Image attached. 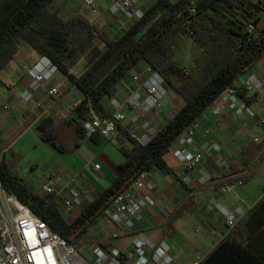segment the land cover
I'll return each instance as SVG.
<instances>
[{
	"label": "trees",
	"instance_id": "trees-1",
	"mask_svg": "<svg viewBox=\"0 0 264 264\" xmlns=\"http://www.w3.org/2000/svg\"><path fill=\"white\" fill-rule=\"evenodd\" d=\"M52 2L0 0V72L29 44L49 58L83 93L78 113L90 119L92 110L106 115L103 100L114 96L122 78L137 63L145 61L163 76L184 103L146 146L134 143L122 132L119 150L125 160L119 166L120 175L71 222L63 217L54 196L44 198L31 191L12 170L2 154L0 131V179L5 190L18 196L69 244L81 250L90 228L104 218L114 199L140 172L154 167L166 169L164 156L178 136L229 86L238 87L237 79L264 56V0H156L139 22L116 38L81 13L63 19L49 9ZM250 24L255 26V34L249 33ZM188 36L202 48L195 68L189 72L173 60L180 42ZM95 38L103 41L104 50L82 73H73L69 61ZM241 97L251 105L258 94L244 92ZM49 122L47 118L37 126L41 139L55 150L65 152L57 130ZM67 123L80 139L85 138L78 122ZM263 148L264 139L259 143L250 141L243 148L245 164H250ZM255 169L253 164L247 174L226 177L221 183L247 182L253 178ZM199 264H264V197Z\"/></svg>",
	"mask_w": 264,
	"mask_h": 264
},
{
	"label": "crops",
	"instance_id": "crops-1",
	"mask_svg": "<svg viewBox=\"0 0 264 264\" xmlns=\"http://www.w3.org/2000/svg\"><path fill=\"white\" fill-rule=\"evenodd\" d=\"M111 2L112 0H101L102 9L96 15L80 4L89 15H94L89 16L91 20L100 24L108 35L116 38L126 31V23L122 18L113 19L107 16L105 9ZM41 58L43 56L32 46L25 44L14 60L0 72L2 154L12 170L21 177L27 170V166L22 165L29 160L26 155L31 150L33 154L36 150L42 152V157L33 158L30 165V169L33 172L39 171L43 178L41 190L35 193L44 198L50 197L44 194L43 186L49 180L60 177L61 182L55 186L54 197L65 199L72 189H85L87 192L81 195L85 206L120 175L119 166L125 157L119 150V142L125 130L112 139H103L98 135L92 139H80L74 127L67 122L71 121L69 106L78 98H83V93L59 70L43 84L31 102L21 106L19 97L31 81L25 73V67L35 65ZM250 74H255L264 83V58L240 76L235 85L241 86ZM56 85H61L62 95L58 100L48 94ZM261 100H264V90L258 94L257 101L250 105L255 111V118L246 115L237 118L233 110L217 117L209 106L198 119L210 130L211 135L207 137L202 132H196L194 143L189 147L193 154L205 153L203 163L197 169L187 172L175 158L173 144L164 156L167 168L152 169L156 205L144 212L143 222L135 231L128 232L107 219H100L90 228L87 243L81 251L88 252V247L92 244L103 248L115 246L122 251H129L133 247V235L143 232L155 243L165 242L171 247L174 264H199L232 230L227 227L225 218L218 213L217 206L220 205L230 212L241 210L243 216L236 219V225L264 197V148L248 165L244 162L243 153V148L250 141L259 143L264 139V103ZM183 104L181 97L169 89L163 100V107L151 116L152 125L157 130L161 129ZM5 105H9V110L4 109ZM47 118H50L49 126L57 130L65 152L55 150L41 139L37 126ZM212 143L221 147L219 153L209 150ZM82 149L93 152L94 157L82 158ZM219 158L228 162V174L218 169ZM253 164H256V169L252 179L237 185L228 194L219 192L224 178L243 176L251 170ZM95 165H99L100 170L95 171ZM59 209L68 222L80 213L77 210L66 215L61 207ZM113 232H118L121 238L113 241Z\"/></svg>",
	"mask_w": 264,
	"mask_h": 264
},
{
	"label": "built area",
	"instance_id": "built-area-1",
	"mask_svg": "<svg viewBox=\"0 0 264 264\" xmlns=\"http://www.w3.org/2000/svg\"><path fill=\"white\" fill-rule=\"evenodd\" d=\"M79 2L94 15L102 9L101 0ZM154 2L112 0L105 11L110 18H122L127 30L144 17ZM191 11L195 12L193 8ZM187 28L190 34H193L189 26ZM248 31L255 34V26L250 24ZM57 71V66L47 57L41 58L35 65L26 66L25 73L31 81L20 95L19 104L26 106L31 102L43 84ZM263 87V81L255 74H250L241 86H229L216 99L217 103L214 101L212 106L210 105V109L217 117L228 110H233L237 118L243 115L255 118V111L241 95L244 92L259 94ZM168 92L169 86L163 76L145 61H140L119 82L116 94L103 100L106 115L101 116L92 110L90 119L81 117L78 107L84 100L83 95V98H78L69 106L70 120L78 122L83 127L86 139L96 135L103 139H112L120 131L125 130L134 143L146 146L158 132L151 123V116L163 107V100ZM48 94L54 100H58L62 95L61 85L52 87ZM1 99L0 96V101ZM9 108V105L4 106L5 110ZM196 132H202L207 137L211 135L210 130L197 119L185 128L174 142V156L187 172L197 169L205 158V153L193 154L189 151ZM209 150L219 153L221 147L217 143H212ZM217 164L218 169L224 174L230 172V166L225 159L219 158ZM94 170H100V166L95 165ZM185 180L188 182V179ZM60 182V177L49 180L43 186L44 194L54 196L55 186ZM242 184L241 181L221 183L219 192L228 194L237 185ZM155 190L152 170L140 172L131 185L106 209L104 219L128 232L135 231L144 220V212L156 205L153 197ZM86 192L85 189H72L67 198H56L58 207L67 214L81 211L84 207L81 195ZM217 211L225 218L229 229L234 227L238 217L243 216L241 210L230 212L220 205L217 206ZM111 238L116 241L121 236L118 232H113ZM132 246L129 251H122L115 246L103 248L95 244L90 245L86 253L77 249L35 214L28 204L22 202L15 194L8 193L0 179V264H174L171 247L165 242L155 243L143 232L133 235Z\"/></svg>",
	"mask_w": 264,
	"mask_h": 264
},
{
	"label": "rangeland",
	"instance_id": "rangeland-1",
	"mask_svg": "<svg viewBox=\"0 0 264 264\" xmlns=\"http://www.w3.org/2000/svg\"><path fill=\"white\" fill-rule=\"evenodd\" d=\"M49 9L52 12L57 13L63 19L69 18L73 13H81L89 20H91L89 16H94L88 14L87 10L80 4L79 0H53L49 6ZM91 21L101 28L100 24L96 23L94 20ZM104 48L105 44L103 41L100 38H95L82 50L79 55L69 61L68 64L70 70L76 74L82 73L89 66L90 62L104 50ZM201 51V46L193 42V39L188 36L185 37L182 42H180L173 60L179 67L185 68L187 72H189V70H193L195 68L196 59L198 56H200ZM262 58H264V56ZM260 102L264 103V100H261ZM82 154H84L82 156L84 159H90L94 157L93 152L86 151V149H82ZM42 155V152H38V150H36L34 154L33 150H31V153L26 155V159H29L27 160L28 162L26 161L22 163L23 167L27 166V170L25 171V174L21 176V178L28 185L31 191L34 192L41 190L40 188H42L41 186L43 183V178L41 177L39 171L33 172V170L30 169V165L33 163V158L38 159L40 156L42 157ZM29 161H31V163H29Z\"/></svg>",
	"mask_w": 264,
	"mask_h": 264
}]
</instances>
